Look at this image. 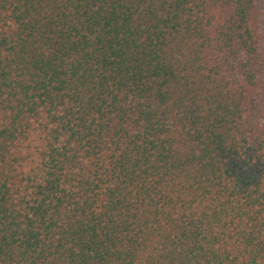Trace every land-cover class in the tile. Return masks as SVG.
<instances>
[{"label":"trees","instance_id":"obj_1","mask_svg":"<svg viewBox=\"0 0 264 264\" xmlns=\"http://www.w3.org/2000/svg\"><path fill=\"white\" fill-rule=\"evenodd\" d=\"M0 264H264V0H0Z\"/></svg>","mask_w":264,"mask_h":264}]
</instances>
